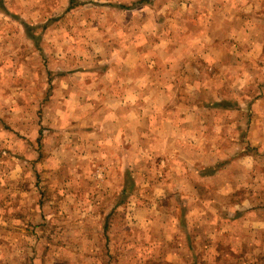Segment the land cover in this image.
Masks as SVG:
<instances>
[{
    "label": "rangeland",
    "instance_id": "374dc122",
    "mask_svg": "<svg viewBox=\"0 0 264 264\" xmlns=\"http://www.w3.org/2000/svg\"><path fill=\"white\" fill-rule=\"evenodd\" d=\"M233 191L264 239V0H0V264H189L175 205L201 240Z\"/></svg>",
    "mask_w": 264,
    "mask_h": 264
},
{
    "label": "crops",
    "instance_id": "0c3cea01",
    "mask_svg": "<svg viewBox=\"0 0 264 264\" xmlns=\"http://www.w3.org/2000/svg\"><path fill=\"white\" fill-rule=\"evenodd\" d=\"M111 72L112 71H109L110 74ZM108 82H109L108 90L105 93V98H106L105 103L111 107L108 114L110 116H113L114 118H117L118 116L117 111L121 106L125 105V101H127V99L124 98L125 91H124V95H122L121 93H120L121 95H117L116 86L121 88V86L117 81L111 79ZM60 85L65 89L68 87V83L65 80H63V82H60ZM77 91H78L77 88L76 91H71L70 96L72 97L75 95V97H77V99L75 100H77V102H80L79 100L80 94H77ZM55 92L58 93L60 92V90L58 89ZM64 93L65 96H67L68 92L66 90ZM127 93L128 91L126 92V96ZM161 125H159V127H161ZM163 126L160 129H163ZM165 126H167L170 131L175 130V128L172 126V124L169 121H166ZM199 127L200 125H198L197 129H199ZM119 133H121V128L119 129ZM190 140L191 141L189 142V144L185 145V148L186 150H190L191 152H194L197 158H194V160H187V162L188 163L191 162V166L193 165L194 167L198 162L204 163L205 161L201 159L203 153L197 154L198 151L202 152L201 145L199 144L201 141L194 136H190ZM216 146L217 148L219 147V145ZM172 147L173 146L171 144V148ZM171 148L169 147V150H173ZM180 163L181 161H179V164ZM181 167H183L185 170L183 175H187V177H189L187 181L189 185L199 181H204V183L208 182L209 184L213 183L214 180L225 182L226 179L229 178L228 176L224 175L223 170L222 171L219 170L221 168V164L219 163L214 164L212 162L210 164H203L201 166H197L199 167V170H202V172L206 167L209 168L210 170H208L207 172H203L205 176L203 177L199 176L196 181H194L193 176L189 174V172H191L192 169H188L187 168L188 165H184ZM194 187L195 186H193L192 189H194ZM187 188L191 189L190 186H187ZM193 192H195V194L197 193L195 190H193ZM193 192L192 190H187L186 192H184V194L187 195V198L195 197L192 196L194 195ZM176 195L177 198H181L183 196V193L177 191ZM196 196L201 197L199 195ZM213 196H214V190L210 193V197ZM226 197L233 200L236 199V202L233 203L234 205L232 208L233 215L231 214V216H228L230 218V222L223 223L221 221L220 224H217L215 228L216 234L213 235L212 237L208 234V231L210 230L209 224L203 223L202 226L200 227H203L202 230L204 231V234H202L201 236L205 238L201 240L195 239L196 234L194 232V229L196 228V225L194 223V214L193 212H191L193 211V208L192 207L189 208L188 206L185 207L181 205L178 206L175 205V212H173L172 215L175 216V220H174L175 227L173 228L174 230H176V232L173 239L174 238L182 239L183 237L181 232H183L184 228H185V237H186L184 241V245L182 241H180L178 244L175 245L183 248L184 246L186 247L185 261L187 258H189L191 264H264V257H259L256 254L258 251V247L260 246L264 247V239H259V237L257 236L258 225L256 224L257 222H255L256 220L255 209H253V207L250 205L249 208L247 209L239 208L242 206L240 204L241 197L238 191L236 192L233 191V193L230 192ZM237 211H239V213ZM234 214L235 215L238 214L239 217H234L235 216ZM232 216L233 218H231ZM202 217L203 216H201L200 218ZM252 219L254 220L252 221ZM243 220H246L247 222L246 224H249L248 228L246 227L244 223L245 221L243 222ZM211 227L214 226L210 225V228ZM246 231L249 232L246 233L249 236L248 239L244 237V235L246 234H244L243 232ZM198 246L201 247V253H202L201 255L195 252V248ZM245 248L247 249L249 248L247 250L249 252H245L246 251ZM195 255L197 257H195ZM199 256H201L202 259L199 260Z\"/></svg>",
    "mask_w": 264,
    "mask_h": 264
}]
</instances>
